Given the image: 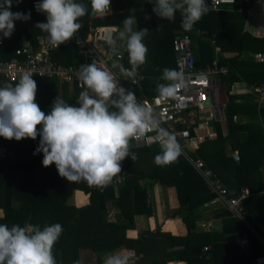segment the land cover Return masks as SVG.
<instances>
[{"label":"trees","instance_id":"trees-1","mask_svg":"<svg viewBox=\"0 0 264 264\" xmlns=\"http://www.w3.org/2000/svg\"><path fill=\"white\" fill-rule=\"evenodd\" d=\"M254 1L256 0H237L234 5H226L217 12L210 10L197 22L193 30L199 29L204 33L201 36V47L197 58L198 66L204 64V60L215 50L211 44L213 37L216 38V36L220 45L225 44L223 47L225 52H238L241 54L246 51L264 52V39L251 37L247 31L243 33L247 24V15H243L244 11H241L243 8L238 5L247 7L249 3ZM77 2L84 3L91 9V0H77ZM31 3L32 0H22L17 4L14 0L13 5L18 7L17 12L28 13L30 11L31 18H36V23H38L40 17H35L31 7L29 8ZM263 6L264 4L258 5L257 10L260 11ZM27 7L29 10H27ZM111 7L113 12L105 17L97 16V21H95L96 18H86L85 15V28H89V25H92L90 20L94 19L95 22H93L97 26L103 27V29L112 28L113 30L116 27H122V22L128 16L134 15L137 21V30L147 28L149 30L147 39L157 35L165 44L158 51L159 60L165 61L163 66L168 67L170 65L172 67L174 63V67H176L174 40L178 35L184 34L180 31H185L181 27L182 17L179 12H177L174 21L164 20L153 12L154 5L150 0H112ZM253 10L256 11L255 7H253ZM40 16H42L41 20L43 22H47L46 15ZM146 17H150V19H146ZM105 21L111 23L103 24ZM15 22L19 32L26 31L25 34L31 36L34 34L33 31L27 30L26 22L20 20ZM160 23L163 24L158 27ZM37 33L47 37V33L38 28ZM175 33L176 35H174ZM169 34H172L170 38L167 37ZM73 45L60 50L59 57H62L65 51L75 49L76 47ZM127 60H129V56ZM222 63L231 65L232 70L238 66L241 72L247 71L246 73L249 76L258 75L261 72L259 69L261 70L263 67L254 65L253 62H247V66H243L238 58L224 60ZM36 83V102L41 110L48 114L53 105L50 99H56L58 85L53 81H36ZM73 94L78 98L76 93ZM65 97H67L65 99L67 103L78 106L71 102L76 101L74 96L66 94ZM40 139L39 135L35 140L26 138L20 141L0 137V148L8 150L5 157L0 159V208L5 213V216L0 218V224H7L9 227L14 224L21 226L39 225L41 228L46 225L61 224L63 233L53 248L57 264H73L77 260L86 263L85 261L88 258L84 257H87L85 254H89L88 252L97 255V264H104L106 254L119 251V249L135 252L130 264H208L203 260V250H205V254L211 252L207 248L208 245L205 244V235H199L197 232V226L205 210L204 205L212 196L203 181L195 174L193 168L185 161L177 160L171 164L170 168H166V165L162 168L156 163L151 165L150 162L149 173L142 170L137 171L133 174V181H131L128 177L132 175L137 167L142 168L145 166L150 156L152 157L157 152V148L130 149L131 152L136 154L137 158L133 161L128 157L122 162L123 171L121 173L126 177L127 185L120 184L118 186L120 187L119 195H117L115 178L110 185L101 189L90 185L86 181L69 182L59 175L55 164L44 167L42 164L43 153L34 155ZM252 163L254 162H242L238 165L227 163V168L224 166L225 163L218 166L232 172V180L239 179L243 175L246 176V180L254 194H251L243 202L245 207L244 217L249 222L259 223L264 222V214L261 211V209H264V194L261 198H258V193L264 191V181L259 167H254V165L249 167ZM138 173L146 175L145 179L160 183L162 186L175 188L181 207L187 211V215L182 218L188 230L187 237L171 236L162 233L160 230L148 232V235L153 238L173 237L175 244L166 245L165 250H163V247H155L149 251H142L141 246H145L147 242L144 235L136 240L126 237L127 230L130 227H135L137 216H148L153 213L151 206L142 202V195L146 194L147 187L141 185L139 179L136 181L135 175ZM222 179L226 184H231L230 178L225 179L222 176ZM78 191L90 195L89 203L81 208L75 204H70ZM257 199L260 204H258ZM110 200L116 202V206L120 211L118 220L121 219V222L111 223L108 221V204H110ZM223 217L226 228L230 224H240V229L237 232L240 233L241 239L243 235L249 236L252 234L241 219L233 217L228 211L223 214ZM257 229L263 233L261 226H258ZM177 244L183 246L184 249L179 252V255L175 256L171 251ZM220 248L221 246L214 245L215 251H212L213 264H253L251 254L246 255L243 253L238 257L233 256L228 262L225 257L220 260L218 257Z\"/></svg>","mask_w":264,"mask_h":264},{"label":"clouds","instance_id":"clouds-1","mask_svg":"<svg viewBox=\"0 0 264 264\" xmlns=\"http://www.w3.org/2000/svg\"><path fill=\"white\" fill-rule=\"evenodd\" d=\"M22 0H15L19 4ZM151 2V0H150ZM14 0H0V33L10 38L15 31V21L27 22L31 12H12ZM112 0H91V14L105 17L111 12ZM37 11L45 13L47 22L36 28L47 33L53 47L69 41L81 29L80 18L88 15V6L77 0H41ZM210 11L206 0H155L156 16L174 21L181 14V27L193 30L198 21ZM150 19V17H146ZM122 27L104 34L103 39L111 51L120 56V49L127 51L130 69L119 60L111 69L101 62L81 65L78 79L86 86L77 98L79 106L67 103L60 96L45 114L36 102L37 83L32 74L23 72L15 85L0 87V137L8 140L41 137L34 155L43 153L42 164H55L59 175L69 182L86 181L105 188L122 170V162L136 154L130 151L131 141L154 131L161 152L154 157L158 166L174 163L182 155V147L175 134L162 127V119L153 109L138 102L135 92L120 84V75L133 78L147 62L148 48L144 43L149 35L147 28L137 30L134 15L128 16ZM166 83L156 84L161 99L175 98L186 87L182 70L163 69L157 78ZM221 87L220 92L222 91ZM42 128L38 131V126ZM151 139V137H148ZM63 233L61 224L21 226L0 224V264H57L53 248ZM132 253L114 251L106 254L104 264H130ZM73 264H83L81 260Z\"/></svg>","mask_w":264,"mask_h":264},{"label":"crops","instance_id":"crops-1","mask_svg":"<svg viewBox=\"0 0 264 264\" xmlns=\"http://www.w3.org/2000/svg\"><path fill=\"white\" fill-rule=\"evenodd\" d=\"M153 3V0H151ZM264 4V0H256L252 3H249L247 7L238 5L244 10L243 15H247V24L246 28H244L243 33H250L249 35L254 38L264 39V28H259V26L264 25V9H261L260 11L257 10L258 5ZM255 5V6H254ZM32 5L29 4V8ZM253 7H255L256 12L253 10ZM27 7V10H29ZM18 7L14 5L11 8L12 12H17ZM252 9L255 13V17H250L247 14V11ZM33 11V9H32ZM34 12V11H33ZM113 12V9L111 7V13ZM216 12V11H213ZM35 13V12H34ZM88 15H86V18H96L95 21H97V16H93L91 14V9L88 8ZM35 17H40V20L38 23L43 22L41 20L40 15H46V14H34ZM263 17H262V16ZM33 18V20H32ZM29 21L26 22V28L27 30H31L34 32V34L27 35L25 34L26 31L19 32L16 22L15 23V32L12 34L10 38H2V33H0L2 44L0 45V62L10 61L15 57V50L20 46H29L34 52H40L41 51V44L44 40H47V37L43 36V34L39 35L36 34L37 28L36 26V18L32 17ZM85 18V19H86ZM85 19L84 17L80 18L78 21L81 24V29L79 30L83 35L87 36L90 33L91 28H99L97 24H94V19H91L90 22L92 25H89V28H85ZM94 21V22H93ZM89 22V23H90ZM93 22V23H92ZM35 23V24H34ZM83 27V29H82ZM105 27V26H104ZM103 28V27H100ZM246 29V30H245ZM254 29V32L251 33L250 30ZM89 30V31H87ZM256 30V31H255ZM39 32V31H38ZM79 32V33H80ZM181 35H178V37H189L191 39L192 43V53L196 60V67L197 69H204V68H210L215 61H218L220 65L226 67L228 71V77L224 78V80H227V83H224V90L221 91L218 96L212 95L211 100L209 102V107H207L206 111L204 110H197L192 113H187V122L186 123H179L177 126H174L177 131L182 130H190L191 134L193 136H197L201 133H205L207 130H211L214 133V138L206 139L205 141L198 144L197 147H187V142L181 140V145L185 146V148L188 150V158L185 157L183 154L178 158V160L185 161L190 167L193 168L195 174L203 181L204 185L206 186L208 192L212 196V198L204 205L205 210L203 211L201 215V220L198 223L197 226V232L199 235H205V244L208 245V250H210L211 257L210 259H207L205 254V250H203V260L208 262V264H213V255L212 251L214 252V245L215 246H221L220 250H218V257L221 260L222 257H225V259L228 260L232 258L233 256H237L243 254H251L253 257V264L255 259L264 255V246L261 243L259 237L264 238V222H249L245 219L242 220L243 223L251 230L252 236H244L241 239L240 233L237 231L240 229L238 224H230L228 228H226L224 224V217L223 214L225 212L231 213L225 206H223L222 203H217L216 205H210L211 200L214 197V194L210 190L206 180H204L199 173L195 170V168L191 165L189 159L191 160H197L200 159L205 164V169L208 170L213 174L214 181L228 189L232 195L239 197L243 190H248L251 194V187L250 184L246 180V176L243 175L239 179H231L233 177L232 172L225 170L222 166H218L221 163H225L224 166L227 168V163H233L235 165L241 164L242 162H254L249 165L251 167L254 165V167H259V171L263 177L264 181V143L261 141V134H260V128L264 129V105H260L259 96L255 92H252L248 90L245 86L247 84L251 86H261L264 84V64H260L254 60L252 55L257 52H263V51H246L241 53L238 52H225L223 47L225 44L220 45L216 38L213 37L212 39V48H215L213 53H211L206 60H204V64H200V66L197 65V58L199 54V50L201 47V36L204 34L202 30H191V31H180ZM107 32H104L106 34ZM102 34V36L104 35ZM73 38L71 39V42L65 44V46H61L58 50L51 51V60L52 63L57 64L58 66L62 67H74L77 68L79 65H81L84 60H82L83 54L80 50V48H75L68 51H65L62 57H59L60 50H63V48H66L72 44ZM102 41V39H101ZM194 41L197 42V49L196 52H194ZM24 42V43H22ZM105 47H108L107 43L103 40L101 42ZM74 46V45H73ZM76 47V46H74ZM176 52L174 58L176 60ZM126 54V60H125V66L130 67L128 58V53L125 50ZM234 58H238L243 66H247V62H253L255 65L263 66L261 71L258 75L253 74L252 76H249L246 72H241L238 69V66L236 69L232 70L231 65L223 64L222 61L224 60H231ZM89 62H92V60H89ZM163 63H165L164 60H159L155 66H145L142 65L138 69V73L147 76L148 77V84L147 88L145 90V95L148 97L157 95L158 92L156 91V84L159 83H166L165 81H158V77H160L163 73V69L169 68V69H176L174 67V63L172 64V67L169 65L163 66ZM123 65V64H122ZM176 65V63H175ZM124 66V65H123ZM124 66V67H125ZM36 79L35 81H44L49 82L53 80H47V79H40V78H33ZM53 82H56L58 85V90L56 98L61 97L62 99H66V94L68 96H74L73 93H76L78 96L82 89H79L77 85L72 84H62V82L55 80ZM76 101H70L76 105L77 104V97ZM55 99H50V101L54 102ZM79 106V105H78ZM207 123L208 125H205ZM225 124V125H224ZM42 128V125L38 126V129L40 130ZM151 148H157V152L150 156L148 162L145 166L142 168H136V170L132 173L130 177H128L129 180L133 181V174L137 171H144L146 173H149L150 170V162L151 165L155 164L154 157L157 154H160L161 148L160 145H154L151 147H138L134 144V142H131L130 149L132 150H141V149H151ZM12 155H14L13 152H11ZM235 156H237L239 159L236 160ZM138 162V161H137ZM172 164V163H171ZM171 164L166 165V168H170ZM218 166V167H217ZM164 168V166H162ZM222 176L227 179L230 178V185L226 184ZM146 175L143 174H136L135 178L136 181L139 179L141 185H146L147 192L146 194L142 195V202L147 203V205L151 206L153 209V213L148 216H137L135 220V227H130V229L126 232V237L129 239H139L140 236L144 235L145 239L147 240L145 246H141L142 251H149L151 248H161L163 247V250L167 247L166 245L174 243L173 237H182L184 235H188L187 227L185 226V223L182 221V218H184L187 215V211L181 207V204L178 199L177 191L175 188H169L167 186H162L160 183H156L154 181H151L150 179H145ZM117 179H120V183H115ZM138 181V182H139ZM242 181V183H240ZM247 184H246V183ZM116 194H119L120 187H118L120 184L127 185V179L125 176L120 173L114 181ZM82 192V191H78ZM84 193V192H83ZM85 194V193H84ZM264 194V191H261L258 193V198H261ZM78 195V193H77ZM257 195V194H256ZM90 198V195H89ZM247 200V199H246ZM111 201V200H110ZM109 201V202H110ZM258 204L259 201L257 199ZM86 203V202H85ZM73 205L72 203H70ZM75 204V202H74ZM84 204V203H83ZM78 206V205H77ZM80 207V206H78ZM243 208L244 203H243ZM114 210V212H112ZM262 214H264V209H261ZM108 221L111 223L114 222H121V219H119V208L116 206L115 201H111L110 204H108ZM175 214H177L175 217H173ZM231 215L234 216L232 213ZM4 211L0 208V218H3ZM238 218V217H236ZM235 218V219H236ZM257 219H259L257 217ZM128 223V222H127ZM241 223V222H240ZM126 224V223H124ZM258 226H261L263 229V233L257 229ZM160 230L164 234H170L171 236H161L158 238H153L148 235V232H153ZM165 247V248H164ZM199 248L201 247L198 245ZM184 249L183 246L176 245L175 248L172 250H179V251H171L176 255H179V252ZM202 249V248H201ZM205 249V248H204ZM252 251V253H250ZM119 252L121 253H132V259L134 258L135 252L130 251L127 249H119ZM89 255V254H85ZM202 258V257H201ZM178 264V263H177Z\"/></svg>","mask_w":264,"mask_h":264},{"label":"built area","instance_id":"built-area-1","mask_svg":"<svg viewBox=\"0 0 264 264\" xmlns=\"http://www.w3.org/2000/svg\"><path fill=\"white\" fill-rule=\"evenodd\" d=\"M41 0H32V9L36 14H45L37 11L36 5ZM237 0H206L210 6V10L219 11L226 5H234ZM155 6V0H153ZM241 11H244L241 9ZM111 13V12H110ZM250 17H255L256 13L250 9L247 11ZM116 29L109 28H91L90 33L85 36L80 31L73 36L72 43L76 48H80L84 59L81 65L91 64L93 61L101 62L102 66H107L111 69V64L115 60H119L120 64L125 66L126 54L123 48L120 49V56L117 57L110 47H105L101 42V37L104 32L115 31ZM15 32V31H14ZM13 32V33H14ZM80 32V33H79ZM67 43L71 40L66 41ZM59 47H53L48 40H44L41 44V51L34 52L29 46H20L15 50V57L10 61L0 62V87L5 84H12L18 82L20 75L27 71L32 74V78H40L47 80H58L62 84L77 85L79 89L84 90L82 81L78 79L80 66L62 67L52 63L51 51L58 50ZM2 39L0 36V45ZM176 47V69L182 70L186 77V87L182 88L175 98L161 99L159 94L148 97L145 95V90L148 84V77L137 72L136 76L129 78L120 75L118 69H114L120 79V84L127 90L135 92L138 102L145 104L147 107L153 109L154 113L162 119V127L166 128L171 133L175 134L178 143L181 145V140L187 142V147H197L199 143L206 139L214 138V133L210 129L205 133L193 136L190 130L177 131L174 126L179 123L187 122V113H192L197 110L207 109L212 95L218 96L223 86L224 78L228 77V69L215 61L210 68L197 69L196 60L192 53L191 39L187 36L177 37L174 40ZM254 60L260 64H264V52H257L252 55ZM92 60V62H89ZM123 66V67H124ZM124 68L130 69L125 66ZM248 90L255 92L259 96L260 105H264V84L255 87L247 84L245 86ZM205 125H208L205 123ZM148 137H151L149 139ZM131 142L138 147H151L160 145L156 138L154 131H148L145 137L135 138ZM182 154L188 158V150L181 145ZM8 150L0 148V159L4 158ZM235 159L239 158L235 156ZM191 165L199 173V175L206 180L210 190L214 194L210 205L222 203L234 216L245 221L243 202L248 199L251 193L248 190H243L239 197L231 194L225 187L217 184L213 179V174L205 169V164L202 160H191ZM115 183H120L117 179ZM264 246V238L259 237ZM211 254H207L206 258L210 259ZM255 264H264V255L258 257L254 261Z\"/></svg>","mask_w":264,"mask_h":264},{"label":"rangeland","instance_id":"rangeland-1","mask_svg":"<svg viewBox=\"0 0 264 264\" xmlns=\"http://www.w3.org/2000/svg\"><path fill=\"white\" fill-rule=\"evenodd\" d=\"M108 23H111V22L105 21L103 24H108ZM162 24L163 23H160L158 25V27H160ZM259 28H264V25L259 26ZM250 32L253 33L254 29H251ZM174 35H176V33ZM171 36H172V34L167 35L168 38H170ZM144 43H145V45L147 46V48L149 50L148 51V55H147V62L144 65L145 66H150V67L151 66H155L156 63L159 61L158 51L160 50V48L165 46V44L160 40V37L157 36V35H154L152 38L149 37V39L145 38ZM193 46H194V52H196L197 42L194 41V45ZM155 59H157V60H155ZM207 107H209L208 104H207ZM260 134H261V136H260L261 141L264 143V129L260 128ZM115 185H117V184H115ZM77 193H78V195H76ZM74 198H72L70 203L74 204V202H75V205L80 206V208L84 207V205L89 203V195L84 194L83 192H76ZM112 212H114V210H112ZM4 216H5V213H4ZM187 236L188 235H184L181 238H185ZM172 251L174 252V251H179V250H172ZM88 253H89V255L87 257H84V258H88L85 262L86 263L97 264V260H98L97 255L96 254H91L90 252H88ZM96 257H97V260H96ZM86 263H83V264H86Z\"/></svg>","mask_w":264,"mask_h":264},{"label":"water","instance_id":"water-1","mask_svg":"<svg viewBox=\"0 0 264 264\" xmlns=\"http://www.w3.org/2000/svg\"><path fill=\"white\" fill-rule=\"evenodd\" d=\"M22 43H24V42H22ZM224 83H227V80H224ZM223 90H224V88H222V92H223ZM225 125V124H224Z\"/></svg>","mask_w":264,"mask_h":264}]
</instances>
